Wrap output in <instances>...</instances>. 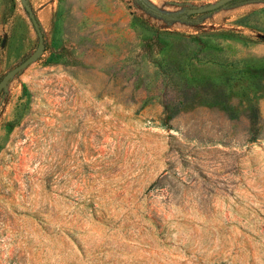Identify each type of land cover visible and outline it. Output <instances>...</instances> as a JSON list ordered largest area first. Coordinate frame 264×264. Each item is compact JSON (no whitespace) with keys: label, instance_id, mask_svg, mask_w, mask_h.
<instances>
[{"label":"rangeland","instance_id":"1","mask_svg":"<svg viewBox=\"0 0 264 264\" xmlns=\"http://www.w3.org/2000/svg\"><path fill=\"white\" fill-rule=\"evenodd\" d=\"M26 1L46 46L0 95V264H264V0ZM38 41L0 0V80Z\"/></svg>","mask_w":264,"mask_h":264},{"label":"trees","instance_id":"2","mask_svg":"<svg viewBox=\"0 0 264 264\" xmlns=\"http://www.w3.org/2000/svg\"><path fill=\"white\" fill-rule=\"evenodd\" d=\"M228 32V31H227ZM225 32V33H227ZM220 33V32H215ZM157 35V34H156ZM172 64V62H170ZM174 65H177L175 63ZM171 73L176 74V68H174L172 64ZM241 74L240 71L235 72V75ZM196 88L193 87L191 84H187L186 82L183 83V87L181 91H179L178 94V100L174 103L173 108L166 114V118H172L178 113L181 112V110L187 108L189 105L196 103ZM199 103L202 105H212V106H220L225 111L229 112L230 117H236V111L234 109V105L232 101L229 99L228 93H225L224 89L222 87H216V84H214L211 81L205 82L202 85V92H199ZM258 108L256 106H250V114H248V118L251 125H254L258 119ZM256 139V132L253 133L252 140Z\"/></svg>","mask_w":264,"mask_h":264},{"label":"water","instance_id":"3","mask_svg":"<svg viewBox=\"0 0 264 264\" xmlns=\"http://www.w3.org/2000/svg\"><path fill=\"white\" fill-rule=\"evenodd\" d=\"M233 0H218L213 4H210L208 6H203V7H196L195 9H191L189 11V15H196L199 13H209L216 11L224 6H226L229 2ZM22 4H24L27 12H28V17L32 23V26L36 32V35H38L39 41H38V46L36 47L35 51L27 58L25 59L22 63L19 65L13 67L10 69L4 77L1 78L0 80V95L4 88L6 87L8 81L12 78L17 76L20 72H22L24 69H26L30 64L35 62L44 52L45 46H46V41H45V36L43 35L38 21H36L35 18V13L32 9V7L27 3L26 0H22Z\"/></svg>","mask_w":264,"mask_h":264}]
</instances>
